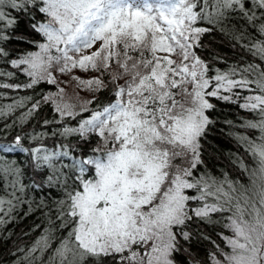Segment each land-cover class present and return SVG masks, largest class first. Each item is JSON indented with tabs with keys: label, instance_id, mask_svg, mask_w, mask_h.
<instances>
[{
	"label": "snow or ice",
	"instance_id": "1",
	"mask_svg": "<svg viewBox=\"0 0 264 264\" xmlns=\"http://www.w3.org/2000/svg\"><path fill=\"white\" fill-rule=\"evenodd\" d=\"M73 70L90 99L66 98L55 73ZM0 89L17 92L0 103V239L46 224L13 264H264V0H0ZM213 98L249 116L226 122L227 170Z\"/></svg>",
	"mask_w": 264,
	"mask_h": 264
},
{
	"label": "trees",
	"instance_id": "2",
	"mask_svg": "<svg viewBox=\"0 0 264 264\" xmlns=\"http://www.w3.org/2000/svg\"><path fill=\"white\" fill-rule=\"evenodd\" d=\"M209 39L212 38H207L205 40V43H208ZM215 39L218 43L220 42L219 36L215 37ZM13 47L23 48L29 46L25 44L17 45L14 42ZM225 53L226 55L231 56V53H228L226 49ZM221 67H223V65H221ZM56 74L58 73H55V75ZM70 75L84 76L85 74L80 72L79 70H73V73ZM24 79L25 76L20 75V80ZM66 84L67 83H64L62 85ZM69 84L74 86L76 92H78V94H80L83 99L91 98V94L77 87L76 81H71ZM55 89L56 86L45 83L39 87L38 91L47 93L55 92ZM0 91L4 92V98L0 99V103L3 104L11 103L12 100L17 96L16 90L0 89ZM19 95H34V93L31 90H21L19 92ZM37 98L39 97L37 96ZM211 102L216 106L215 110L211 113V117L216 120L217 123L212 127L211 135L208 137V140L214 148L219 149L218 152L214 153L220 160L218 168H220L221 170H227L225 168L227 162L224 160L223 156H227L229 151H235L236 144L230 136V132L233 131V128L229 126L226 122L233 121L234 124H238L241 120L249 118V116L245 109L238 106V103H243L242 100H240L239 102H225L213 98ZM41 116L51 118V108L47 105H44L42 107ZM32 125L36 126V121H33ZM212 151L213 150L210 148L209 152ZM221 153H223V156H221ZM21 216L23 217V211L21 212ZM37 225H39L40 227L37 228ZM45 227V221L39 212L35 214H30L26 217H23L22 219L18 218L14 222H11L6 225V231L3 234L2 239H0V261H3V264H13L14 257L12 254L16 251V247L20 246L23 248L25 246H30L38 237L41 236ZM205 231L207 235L210 236L211 239L214 240L217 244L221 243L217 235V233L220 231L219 228H217L215 232L212 230V228H206ZM192 250L198 253V256L200 258L205 259L207 251L213 249L211 243H209L208 241H202L199 245L194 242Z\"/></svg>",
	"mask_w": 264,
	"mask_h": 264
},
{
	"label": "rangeland",
	"instance_id": "3",
	"mask_svg": "<svg viewBox=\"0 0 264 264\" xmlns=\"http://www.w3.org/2000/svg\"><path fill=\"white\" fill-rule=\"evenodd\" d=\"M57 76V80L60 84V87H63L65 88V91H66V98H71L73 101H75L76 99V96L78 94V92H76L75 88L73 85L69 84L71 81V76L70 74L68 75H62V74H56ZM64 83H67L66 85H62ZM56 91V89H55ZM79 96L81 97V95L79 94ZM82 98V97H81Z\"/></svg>",
	"mask_w": 264,
	"mask_h": 264
}]
</instances>
